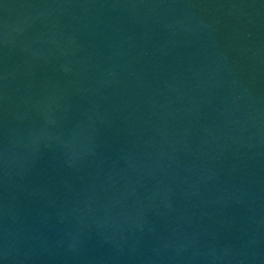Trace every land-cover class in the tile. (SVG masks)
I'll return each instance as SVG.
<instances>
[{"label": "water", "instance_id": "1", "mask_svg": "<svg viewBox=\"0 0 264 264\" xmlns=\"http://www.w3.org/2000/svg\"><path fill=\"white\" fill-rule=\"evenodd\" d=\"M0 264H264V0H0Z\"/></svg>", "mask_w": 264, "mask_h": 264}]
</instances>
